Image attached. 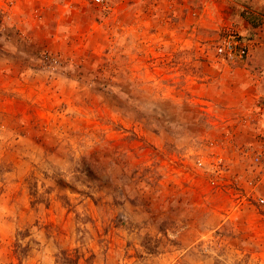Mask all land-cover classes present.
Here are the masks:
<instances>
[{
    "label": "rangeland",
    "instance_id": "rangeland-1",
    "mask_svg": "<svg viewBox=\"0 0 264 264\" xmlns=\"http://www.w3.org/2000/svg\"><path fill=\"white\" fill-rule=\"evenodd\" d=\"M108 2L0 0V264H264V0Z\"/></svg>",
    "mask_w": 264,
    "mask_h": 264
},
{
    "label": "built area",
    "instance_id": "built-area-1",
    "mask_svg": "<svg viewBox=\"0 0 264 264\" xmlns=\"http://www.w3.org/2000/svg\"><path fill=\"white\" fill-rule=\"evenodd\" d=\"M98 5L103 7L108 5V0H94ZM252 48V43L248 39L241 38L232 30H227L225 34L219 39L215 47V56L216 58L225 64H236L240 61L246 60ZM198 166L204 169L206 173L215 174L217 178H222L224 172V162L222 158L215 159L214 163L211 164L210 168H205L204 161L202 159L197 160ZM249 170L248 173L252 174V179H250V185L253 181L257 180L259 182L264 181V147L262 149L251 153L249 161ZM212 185H215V181L210 182ZM260 184V183H259ZM257 184V185H259ZM257 187V186H256ZM256 187L254 189H256ZM248 204L252 208H262L264 206V196L258 195L254 196L250 194V197L247 195ZM264 215V214H262Z\"/></svg>",
    "mask_w": 264,
    "mask_h": 264
},
{
    "label": "trees",
    "instance_id": "trees-1",
    "mask_svg": "<svg viewBox=\"0 0 264 264\" xmlns=\"http://www.w3.org/2000/svg\"><path fill=\"white\" fill-rule=\"evenodd\" d=\"M63 261L60 262V264H72V260L68 259V258H62Z\"/></svg>",
    "mask_w": 264,
    "mask_h": 264
},
{
    "label": "crops",
    "instance_id": "crops-1",
    "mask_svg": "<svg viewBox=\"0 0 264 264\" xmlns=\"http://www.w3.org/2000/svg\"><path fill=\"white\" fill-rule=\"evenodd\" d=\"M251 49H252V48H251ZM257 97H258V96H256V99H257ZM253 129H254V128H253ZM253 129H252V130H253ZM255 132H256L255 130H253V131L251 132V136H252V139H253V140H254V139L257 140V136L255 135ZM252 209H253V210H256L255 208H252Z\"/></svg>",
    "mask_w": 264,
    "mask_h": 264
}]
</instances>
